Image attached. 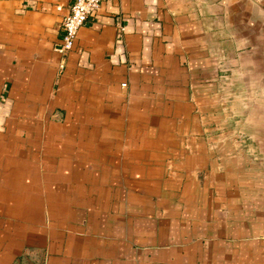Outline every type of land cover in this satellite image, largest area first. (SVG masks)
Returning a JSON list of instances; mask_svg holds the SVG:
<instances>
[{
  "label": "crops",
  "instance_id": "0c3cea01",
  "mask_svg": "<svg viewBox=\"0 0 264 264\" xmlns=\"http://www.w3.org/2000/svg\"><path fill=\"white\" fill-rule=\"evenodd\" d=\"M73 2L0 0V264H264V0H104L59 71Z\"/></svg>",
  "mask_w": 264,
  "mask_h": 264
},
{
  "label": "built area",
  "instance_id": "2783aa9c",
  "mask_svg": "<svg viewBox=\"0 0 264 264\" xmlns=\"http://www.w3.org/2000/svg\"><path fill=\"white\" fill-rule=\"evenodd\" d=\"M104 0H74L68 7L66 14L62 18V37L55 50L60 55L58 63L59 71L65 69L68 53L74 46L75 37L79 28L85 24L87 19L93 16ZM61 9V6H58ZM123 86H125L123 84Z\"/></svg>",
  "mask_w": 264,
  "mask_h": 264
},
{
  "label": "rangeland",
  "instance_id": "374dc122",
  "mask_svg": "<svg viewBox=\"0 0 264 264\" xmlns=\"http://www.w3.org/2000/svg\"><path fill=\"white\" fill-rule=\"evenodd\" d=\"M234 129H235V127H234Z\"/></svg>",
  "mask_w": 264,
  "mask_h": 264
}]
</instances>
